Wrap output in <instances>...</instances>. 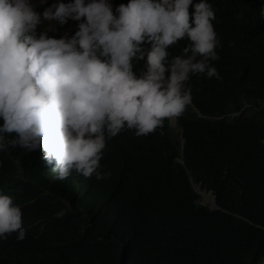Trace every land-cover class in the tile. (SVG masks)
<instances>
[{"label": "clouds", "instance_id": "9594fccd", "mask_svg": "<svg viewBox=\"0 0 264 264\" xmlns=\"http://www.w3.org/2000/svg\"><path fill=\"white\" fill-rule=\"evenodd\" d=\"M85 1L0 0V264H81L113 224L127 254L185 185L224 210L188 166L264 144V0Z\"/></svg>", "mask_w": 264, "mask_h": 264}, {"label": "trees", "instance_id": "16d2710c", "mask_svg": "<svg viewBox=\"0 0 264 264\" xmlns=\"http://www.w3.org/2000/svg\"><path fill=\"white\" fill-rule=\"evenodd\" d=\"M243 142V150L228 142L227 168L202 171L188 166L196 177L204 178L224 210L196 204V194L185 185L168 207L158 205L126 228L129 239L123 247H131L127 254L115 252L122 240L117 225L88 232L90 247H85L81 264H124V257L132 264H257L264 257V144L252 135ZM30 216L43 221L49 217L33 211ZM59 263L63 264L62 258Z\"/></svg>", "mask_w": 264, "mask_h": 264}, {"label": "rangeland", "instance_id": "374dc122", "mask_svg": "<svg viewBox=\"0 0 264 264\" xmlns=\"http://www.w3.org/2000/svg\"><path fill=\"white\" fill-rule=\"evenodd\" d=\"M77 1L79 2L80 10H81L82 13L84 14V16L89 20V23H90V24H93V23L96 21V19L93 18V14H94V13H93V12H89V11L87 10V8L85 7V6H88L89 3H87L85 0H77ZM18 2H21V0H18ZM96 2H97L98 5H102L101 0H96ZM64 28H65V27H64ZM199 202H200V203H205V202H204V199H203L202 196L200 197Z\"/></svg>", "mask_w": 264, "mask_h": 264}, {"label": "bare ground", "instance_id": "6f19581e", "mask_svg": "<svg viewBox=\"0 0 264 264\" xmlns=\"http://www.w3.org/2000/svg\"><path fill=\"white\" fill-rule=\"evenodd\" d=\"M61 29H62V31L65 32V28H64V26H63ZM204 198H205L206 202H209L211 205H213V199H212V197H211L210 194H209V195H208V194L205 195Z\"/></svg>", "mask_w": 264, "mask_h": 264}]
</instances>
